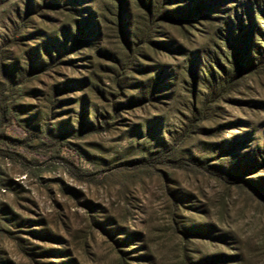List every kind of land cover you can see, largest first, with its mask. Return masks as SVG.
Masks as SVG:
<instances>
[{"label":"rangeland","instance_id":"374dc122","mask_svg":"<svg viewBox=\"0 0 264 264\" xmlns=\"http://www.w3.org/2000/svg\"><path fill=\"white\" fill-rule=\"evenodd\" d=\"M0 264H264V0H0Z\"/></svg>","mask_w":264,"mask_h":264}]
</instances>
